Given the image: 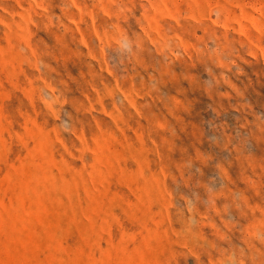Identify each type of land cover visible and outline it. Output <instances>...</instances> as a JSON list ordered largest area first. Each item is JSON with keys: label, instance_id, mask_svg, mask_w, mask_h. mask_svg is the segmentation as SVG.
Masks as SVG:
<instances>
[{"label": "rangeland", "instance_id": "1", "mask_svg": "<svg viewBox=\"0 0 264 264\" xmlns=\"http://www.w3.org/2000/svg\"><path fill=\"white\" fill-rule=\"evenodd\" d=\"M0 264H264V0H0Z\"/></svg>", "mask_w": 264, "mask_h": 264}]
</instances>
